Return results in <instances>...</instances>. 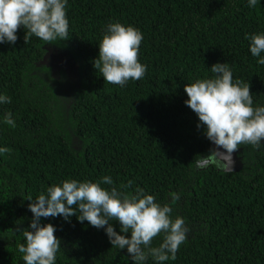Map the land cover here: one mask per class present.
<instances>
[{"label": "trees", "instance_id": "trees-1", "mask_svg": "<svg viewBox=\"0 0 264 264\" xmlns=\"http://www.w3.org/2000/svg\"><path fill=\"white\" fill-rule=\"evenodd\" d=\"M66 12L65 41L32 36L25 43L21 27L15 44H0V94L11 98L0 104V121L10 112L16 123H0V264H24L18 229L31 222L29 197L63 180L105 175L118 189L143 188L161 204L170 192L181 195L172 218H184L188 238L166 264H264V148L241 145L237 173L198 167L211 143L184 104L185 84L228 63L234 80L249 83L254 106L264 105V65L245 39L264 33V0L254 8L247 0H69ZM114 22L143 34L138 59L147 72L124 87L94 68L97 45ZM48 53L54 58L45 64ZM41 224L57 229L56 264H133L103 229L76 216Z\"/></svg>", "mask_w": 264, "mask_h": 264}, {"label": "clouds", "instance_id": "clouds-1", "mask_svg": "<svg viewBox=\"0 0 264 264\" xmlns=\"http://www.w3.org/2000/svg\"><path fill=\"white\" fill-rule=\"evenodd\" d=\"M69 0H0V44H15L17 31L23 27L25 43L32 36L47 42L65 41L68 37L69 20L66 6ZM261 0H247L249 8ZM249 51L264 65V33L246 35ZM143 40L142 32L120 22L108 23L98 46L94 68L105 82L124 87L131 81L141 80L147 65L139 62L138 53ZM214 74L185 84L187 99L184 104L198 118L197 128L203 129L204 137L213 145L210 154L222 157L234 168L233 154L241 145L254 149L264 148V105L254 106L249 83L233 79L228 63L211 66ZM11 103V98L0 94V104ZM4 123L12 128L16 123L12 114L6 113ZM6 149L0 148V152ZM230 170V168H229ZM110 176L96 182L63 180L59 185L46 188L33 200L29 197L28 209L32 219L22 230L24 243L18 244L24 264H56L61 241L54 235L52 224H41V218L61 217L70 223L76 216L80 223L103 229L112 247L125 250L133 264H166L176 259L180 246L188 238L189 228L183 217L172 218L175 206L181 199L177 192L168 193L169 200L161 204L154 195L136 187L125 192L113 186ZM102 185L112 186L110 188ZM129 181L125 188H132ZM76 206V207H73ZM119 224V232L114 228ZM130 233V236L127 234ZM161 236L158 246L153 239Z\"/></svg>", "mask_w": 264, "mask_h": 264}, {"label": "water", "instance_id": "water-1", "mask_svg": "<svg viewBox=\"0 0 264 264\" xmlns=\"http://www.w3.org/2000/svg\"><path fill=\"white\" fill-rule=\"evenodd\" d=\"M50 55H51V53H48L45 56V58H44V63L45 64H46V58L48 56H50ZM212 147H213V145L211 144L210 150L212 149ZM233 156H234V160H235L234 168L231 167V166L226 167V165L228 164V162H226L222 157H220L218 155L217 156H213L211 154H210V157L208 159H206L205 161H201L199 163V166L200 167H204L206 165L208 166L210 164H215L218 167V169L221 170V171H224V172H235V173H237L241 169L242 165H241L240 160L237 157L236 153H234ZM229 168H230V170H229Z\"/></svg>", "mask_w": 264, "mask_h": 264}, {"label": "flooded vegetation", "instance_id": "flooded-vegetation-1", "mask_svg": "<svg viewBox=\"0 0 264 264\" xmlns=\"http://www.w3.org/2000/svg\"><path fill=\"white\" fill-rule=\"evenodd\" d=\"M49 57H50L51 59L54 58V56H51V55H50ZM209 157H210V155H209ZM209 157H208V158H209ZM208 158H204V159H201L200 161H198L197 166L200 167V166H199V163H200L201 161H205V160L208 159ZM206 166H207V165H206ZM204 167H205V166H204ZM201 168H202V167H201Z\"/></svg>", "mask_w": 264, "mask_h": 264}]
</instances>
